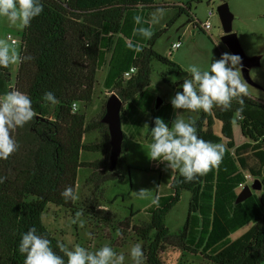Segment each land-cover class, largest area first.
Masks as SVG:
<instances>
[{
  "label": "trees",
  "instance_id": "obj_1",
  "mask_svg": "<svg viewBox=\"0 0 264 264\" xmlns=\"http://www.w3.org/2000/svg\"><path fill=\"white\" fill-rule=\"evenodd\" d=\"M40 3L43 12L22 30L21 36V55L33 59L19 64L15 82L11 66L0 67V95L12 89L22 91L30 96L36 115L50 118L49 123L33 128L34 117L24 127L17 128L13 137L18 150L8 159H0V176L7 177L0 183V264H24L19 243L22 234L33 227L37 234L51 241L58 255L64 256L57 241L65 242L43 222L47 206L52 203L77 212V202L66 201L61 192L71 186L77 193L82 167L93 169L87 183L93 184L95 191L100 190L104 181L119 177L117 165L112 168L110 163L108 125L101 120L106 112V100L99 117L88 119L86 112L94 99L99 71L106 68L103 87L124 101L122 116L128 113L125 105L151 85L154 60L166 64L163 78L173 88L182 91L184 81L169 80L168 76L179 75L182 67L154 48L162 31L154 32L150 39L133 36L137 27L133 17L140 15L151 22V11L165 7L178 8V16L190 15L189 3L160 4L156 0H40ZM191 21L198 25L195 18L190 17ZM126 41L140 43L143 50L129 49ZM223 53L225 50L216 46L210 65ZM131 67L136 72L126 79L125 73ZM48 91L57 98L55 105L44 102V93ZM244 101L239 116L237 109L241 105L235 100L226 111L214 107L210 113L199 112L198 136L223 143L226 152L219 167L193 182H185L177 171L171 172L166 191L158 186L155 200L145 209L150 220L133 226L137 236L148 241L143 264H164L163 252L169 246L201 254L207 264H264V101L251 94ZM74 102L80 107L73 112ZM147 109L151 122L146 140L151 143L154 118L161 117L171 126L174 108L171 102H164L157 110L152 106ZM217 120L222 124L221 134L214 131ZM233 121L240 125L245 137L240 144L234 139ZM92 130H99L101 138L87 143L84 137ZM83 151H102L105 157L86 161L81 158ZM254 180H259L262 188L237 203L243 187ZM184 190L191 192L189 213L183 228L173 234L166 216L179 203ZM99 194L97 197L93 193L94 197L88 198L85 206L92 210V218L108 224L116 215L102 208V191ZM135 213L118 223L129 227ZM249 223L253 226L248 231L231 239L233 232ZM64 260L67 264L66 256Z\"/></svg>",
  "mask_w": 264,
  "mask_h": 264
},
{
  "label": "rangeland",
  "instance_id": "obj_2",
  "mask_svg": "<svg viewBox=\"0 0 264 264\" xmlns=\"http://www.w3.org/2000/svg\"><path fill=\"white\" fill-rule=\"evenodd\" d=\"M158 3L167 4H190V15L183 13L177 15L179 9L176 7H165V15L159 23L152 25V32L162 31L157 38L154 48L161 54L169 57L182 67V72L169 75L171 81L184 80L188 73L185 71L190 65H197L202 70L210 66V58L216 46L221 47L225 52L230 53L221 40L224 34L222 22L218 14V6L227 2L234 14L233 31L239 36L241 44L249 56L261 55V65L250 70L252 79L256 85L248 83L249 93L264 101V0H156ZM212 9L214 15L211 17L212 26L209 30L202 27V22L208 19V12ZM156 9L151 11V14ZM150 14V17H151ZM190 17L198 20L194 25ZM173 20L170 25L168 23ZM12 38L18 40L17 46L21 51L22 30L11 26L7 19L0 17V38ZM180 40L182 45L176 50H171V44ZM19 64L11 66V77L15 82ZM167 69L166 64L154 60L152 64L151 85L142 90L131 103L125 105L128 111L122 116V128L127 137L122 141V152L118 159L117 172L119 177L101 183L100 190L95 191L94 185L87 183V178L92 173L90 167H82L79 170L77 185V211L81 216L76 223H72L76 213L55 204H49L43 214V222L59 239L69 247L73 244H80L90 251H95L104 245H109L117 254L125 256L124 264H134L130 257V249L139 243L144 253L143 263L146 256L147 240L141 239L133 231L134 225H142L150 220V215L145 209L153 203L156 197L157 188L161 191L168 188L170 170H165L163 163L152 161L148 157L150 142L146 140L151 118L148 115L147 106L155 107L158 97L164 98L165 102H171V98L180 91L173 88L163 78V72ZM105 70L99 71L94 99L89 108L86 109L88 119L99 117L103 103L110 96L101 82L105 78ZM80 107V104H78ZM179 115L184 119L198 117V113H190L183 110H174L173 119ZM221 122L216 121L214 131L221 134ZM37 125L33 126L35 128ZM99 130H92L87 133L85 142L98 141ZM234 139L236 144L245 141L240 125L234 123ZM102 151H83L81 158L86 161H94L103 156ZM105 154V153H104ZM175 173V172H174ZM162 181L160 183V177ZM253 182L250 183V185ZM144 189V195H139V190ZM102 208L110 210L116 217L110 223L100 221L99 218H92V210L85 206V201L90 197H100ZM191 192L184 190L181 199L166 216V224L170 232L178 233L186 223ZM129 227L122 226L120 221L131 217ZM253 226L252 223L245 225L233 232L230 237L236 239L243 235ZM91 233V236H89ZM119 233V235H118ZM163 252L164 264H207V260L201 254L183 252L180 248L169 246Z\"/></svg>",
  "mask_w": 264,
  "mask_h": 264
},
{
  "label": "clouds",
  "instance_id": "obj_3",
  "mask_svg": "<svg viewBox=\"0 0 264 264\" xmlns=\"http://www.w3.org/2000/svg\"><path fill=\"white\" fill-rule=\"evenodd\" d=\"M42 12L43 5L40 0H0V17L6 18L11 26L19 30L29 27L31 21ZM164 15L163 8H157L151 14V22L135 15L133 20L137 27L133 29V36L150 39L153 35L151 24L159 23ZM144 24L149 26L144 27ZM126 46L135 52L143 50L138 42L126 41ZM32 59L31 56L21 55L15 41L0 38V67L8 68ZM241 61L239 55L225 52L208 69L202 70L197 65H190L185 70L188 76L181 85L182 91H177L171 98L173 108L190 113H210L214 107L226 111L235 100L241 105L237 109L239 116L243 111L244 97L250 95L248 83L241 77ZM173 80L175 82V78ZM44 102L55 105L57 98L53 92L48 91L44 93ZM72 108L74 112V104ZM35 116L32 100L26 93L12 89L0 95V159L6 160L18 150L13 132L24 127ZM196 123L195 117L186 120L177 115L171 121V126L161 117H156L154 126L151 127L152 142L147 152L149 159L163 163L165 170L178 171L185 182H193L213 168L219 167L226 152L223 143L200 138ZM6 179L7 177L0 176V183ZM138 192L139 195H144V189ZM61 195L66 201L78 199L71 186L66 187ZM81 214L77 211L72 223H76ZM57 247L64 256L58 255L51 247V241L37 234L33 227L22 234L19 252L25 256L24 264H65V256L67 264H124L125 260L123 254H117L109 245L90 251L78 243L69 247L57 241ZM129 254L134 264H143L144 253L139 243L132 246Z\"/></svg>",
  "mask_w": 264,
  "mask_h": 264
},
{
  "label": "water",
  "instance_id": "obj_4",
  "mask_svg": "<svg viewBox=\"0 0 264 264\" xmlns=\"http://www.w3.org/2000/svg\"><path fill=\"white\" fill-rule=\"evenodd\" d=\"M218 14L220 16L224 34L221 37L222 42L228 48L231 54H237L242 58V77L243 79L251 84L256 85L255 81L252 79L250 70L253 67H257L261 65V55L249 56L246 54L239 36L236 32L233 31V20L234 14L231 11L228 3H222L218 6ZM165 102L164 98L158 97L155 105V109H159V107ZM124 101L116 94L112 93L106 100V112L104 116L101 118L102 122L108 125L109 133H110V163L111 167L115 168L118 159L122 152V141L124 140V131L122 128V115L121 110L123 107ZM35 122L33 126L41 124V123H49V117L36 115ZM262 185L259 180H254V182L250 185H246L243 187L241 192L237 196L236 202H242L253 194L254 190H260Z\"/></svg>",
  "mask_w": 264,
  "mask_h": 264
},
{
  "label": "built area",
  "instance_id": "obj_5",
  "mask_svg": "<svg viewBox=\"0 0 264 264\" xmlns=\"http://www.w3.org/2000/svg\"><path fill=\"white\" fill-rule=\"evenodd\" d=\"M213 15H214V12H213L212 9H210L209 12H208V19H206L204 22H202V27L204 29L209 30L211 28V26H212L211 17ZM8 37L11 38L12 41H15L16 44L18 43V40L15 39V38H12L11 34H9ZM181 45H182V43H181L180 40H178L176 42H173L171 44V50H176V49L180 48ZM135 72H136V69L134 67H131L130 70L125 73L126 79L130 78L132 76V74L135 73ZM73 104L75 105V111H76L78 109V103L74 102Z\"/></svg>",
  "mask_w": 264,
  "mask_h": 264
},
{
  "label": "crops",
  "instance_id": "obj_6",
  "mask_svg": "<svg viewBox=\"0 0 264 264\" xmlns=\"http://www.w3.org/2000/svg\"><path fill=\"white\" fill-rule=\"evenodd\" d=\"M210 61H211V58H210ZM103 70H105V72H106V68L103 69ZM103 70H102V71H103ZM105 74H106V73H105ZM99 81H100V80H99ZM103 81H104V80H102L101 82L103 83ZM150 106H151V105H148L147 108L150 107ZM174 110H175V109H174ZM147 111H148V115H149V117L151 118L150 110L147 109ZM99 136H101V133H99ZM86 139H87V136L85 135L84 140H86ZM104 157H105V154L103 153V156H102L101 158H104ZM101 158H100V159H101Z\"/></svg>",
  "mask_w": 264,
  "mask_h": 264
},
{
  "label": "flooded vegetation",
  "instance_id": "obj_7",
  "mask_svg": "<svg viewBox=\"0 0 264 264\" xmlns=\"http://www.w3.org/2000/svg\"><path fill=\"white\" fill-rule=\"evenodd\" d=\"M241 77H242V73H241ZM242 79H243V77H242Z\"/></svg>",
  "mask_w": 264,
  "mask_h": 264
}]
</instances>
